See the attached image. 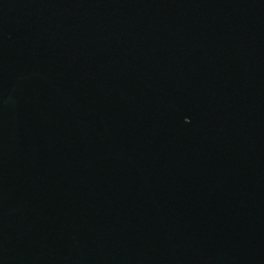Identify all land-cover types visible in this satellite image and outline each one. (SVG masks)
Segmentation results:
<instances>
[{"label":"water","instance_id":"water-1","mask_svg":"<svg viewBox=\"0 0 264 264\" xmlns=\"http://www.w3.org/2000/svg\"><path fill=\"white\" fill-rule=\"evenodd\" d=\"M0 264H264V0H0Z\"/></svg>","mask_w":264,"mask_h":264}]
</instances>
